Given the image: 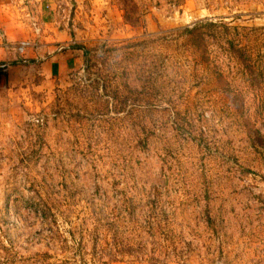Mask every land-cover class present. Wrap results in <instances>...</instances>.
<instances>
[{
  "label": "rangeland",
  "instance_id": "rangeland-1",
  "mask_svg": "<svg viewBox=\"0 0 264 264\" xmlns=\"http://www.w3.org/2000/svg\"><path fill=\"white\" fill-rule=\"evenodd\" d=\"M53 5L67 66L0 68V264H264V0Z\"/></svg>",
  "mask_w": 264,
  "mask_h": 264
},
{
  "label": "crops",
  "instance_id": "crops-1",
  "mask_svg": "<svg viewBox=\"0 0 264 264\" xmlns=\"http://www.w3.org/2000/svg\"><path fill=\"white\" fill-rule=\"evenodd\" d=\"M45 1L41 0L38 6L32 4L30 11L18 14L14 1L0 0V66L24 68L30 63L46 66L48 55L50 64L59 68L67 66L59 62L62 54L59 52L63 48L58 45L65 39V31L61 27L63 22L54 5L50 10L44 8ZM25 41L30 42L32 47L20 54L15 48ZM55 50L56 54H49ZM70 65L75 66L76 62Z\"/></svg>",
  "mask_w": 264,
  "mask_h": 264
},
{
  "label": "built area",
  "instance_id": "built-area-1",
  "mask_svg": "<svg viewBox=\"0 0 264 264\" xmlns=\"http://www.w3.org/2000/svg\"><path fill=\"white\" fill-rule=\"evenodd\" d=\"M31 47H32L31 43L25 41V42H21L20 44H18L15 49L18 53L23 54L25 53L26 50H28ZM3 67L5 66H0V68H3Z\"/></svg>",
  "mask_w": 264,
  "mask_h": 264
}]
</instances>
